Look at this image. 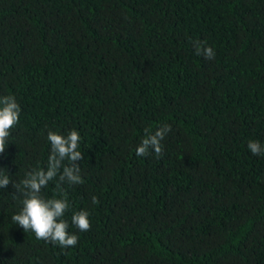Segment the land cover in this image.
Instances as JSON below:
<instances>
[{
  "label": "trees",
  "instance_id": "1",
  "mask_svg": "<svg viewBox=\"0 0 264 264\" xmlns=\"http://www.w3.org/2000/svg\"><path fill=\"white\" fill-rule=\"evenodd\" d=\"M9 94L21 112L0 171L45 168L48 131L76 129L84 183L41 191L67 195L69 248L25 233L22 196L0 189V264H264V154L247 148L264 144V0H0ZM165 123L163 156L138 157Z\"/></svg>",
  "mask_w": 264,
  "mask_h": 264
},
{
  "label": "clouds",
  "instance_id": "2",
  "mask_svg": "<svg viewBox=\"0 0 264 264\" xmlns=\"http://www.w3.org/2000/svg\"><path fill=\"white\" fill-rule=\"evenodd\" d=\"M197 55L207 60L215 59V50L205 41H193ZM21 107L14 95H0V153L5 151L6 142L11 130L19 123ZM171 131L170 124H163L154 131L151 127L143 130V137L136 146L135 154L138 157H147L155 154L163 156L161 141ZM47 140L50 143V153L45 168L35 167L25 173V177L15 182L9 174L0 171V189H7L11 185L14 193L22 196V207L13 214L12 221L20 226L24 232L31 231L36 239L58 244L61 248L74 247L78 243V236L68 231V221L63 217L69 209L66 193L61 189L60 198L55 196L45 198L41 195L42 189L50 181L56 180L58 185L83 184L81 166L77 163L83 159L80 147L81 135L76 129H70L66 134L49 130ZM247 148L253 156L264 154V144L250 139ZM3 169V168H0ZM93 205L99 203L97 196H91ZM71 223L81 232L90 229L89 212L87 210L74 211Z\"/></svg>",
  "mask_w": 264,
  "mask_h": 264
}]
</instances>
